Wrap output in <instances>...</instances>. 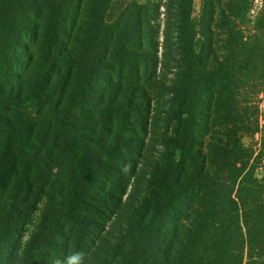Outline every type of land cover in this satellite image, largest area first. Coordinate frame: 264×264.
I'll return each mask as SVG.
<instances>
[{"label":"trees","instance_id":"obj_1","mask_svg":"<svg viewBox=\"0 0 264 264\" xmlns=\"http://www.w3.org/2000/svg\"><path fill=\"white\" fill-rule=\"evenodd\" d=\"M115 2L0 0V264H264V5L201 0L194 18L167 0L160 44L154 0L114 20ZM42 46L58 57L40 84Z\"/></svg>","mask_w":264,"mask_h":264},{"label":"rangeland","instance_id":"obj_2","mask_svg":"<svg viewBox=\"0 0 264 264\" xmlns=\"http://www.w3.org/2000/svg\"><path fill=\"white\" fill-rule=\"evenodd\" d=\"M132 0H119V3L118 2H115L114 5L112 6L111 10V15H112V18L115 20V19H120V18H123L122 16H124L126 19L128 17H130L131 19V16H129L128 13L124 12L125 9H126V6L128 4L131 3ZM138 3L140 4H146L148 0H136ZM167 0H154V3L155 5L157 6V11H156V18L157 20L154 22L155 24V30L158 31L157 33V40L160 42V44L163 43L164 41V36H165V29H166V7H165V4H166ZM263 1L262 0H255L254 2V5L251 7L252 11H251V15L252 16H257L259 13H261V9L263 8ZM130 8V7H129ZM201 0H194V18H197V17H200L201 15ZM252 18V17H251ZM134 21V25L137 24V20H133ZM97 35V34H96ZM201 39V36L199 37V41H200V45H202V41L200 40ZM73 50V43L71 42L70 44V51ZM36 53H37V59H38V47L36 48ZM39 51H41V54H43V57H40V59L42 60H45L44 62H42L43 64H41V68H40V77L41 78V74H43L41 71H43L47 66L50 65V59L46 58L47 55L49 57H55L57 58L58 57V52H54V53H48L45 49V46H42L41 47V50L39 48ZM162 54V49L160 47V55ZM67 59V57H66ZM59 60V59H58ZM52 61V60H51ZM56 62V61H55ZM63 63V62H62ZM57 64H59V61L57 62ZM63 69H65L66 71L69 70L70 68V63L67 64V61H65L62 65ZM35 71L38 72V67L35 68ZM74 71H77L79 72L78 68L76 67L74 69ZM158 73L160 74V66L158 67L157 69ZM39 73V72H38ZM88 72L86 74H83L82 72H80L79 74V78L80 80L77 82V88L84 93L83 89H82V85H81V82H84L83 79L86 80V76H87ZM95 73H93L94 75ZM129 70L128 68H124V73H122L123 77H124V80L123 81V86L124 87H131L128 85V82H129ZM163 76V74H161ZM34 79V82H33V86L36 87L38 85V79L36 77H33L29 82H32ZM74 79V77H73ZM45 80V74H43V77L40 79L39 83H43ZM93 83H96L95 80L92 81ZM85 83V82H84ZM164 88H161L159 90H155V92H153L151 94V96H153V103H152V106H153V109L155 108V110H159V111H165L166 107H168V103H167V97H166V94L163 95V90ZM129 90V89H128ZM134 90H132V93H133ZM38 93V89H36V92L35 93H28L26 94V98L29 99V98H32L34 97L35 95H37ZM130 98L128 97L126 99V105H128V100L131 101L132 99V94L131 93H128ZM135 97V96H134ZM264 97V96H263ZM135 99V98H134ZM263 99V100H261ZM257 101V104L256 106H253V107H256L252 110V112H256V117L259 119L260 123H261V127H263L264 129V98H259V99H256ZM29 103H32V102H29ZM86 104V101L84 100H81V101H78L76 103H74V107L78 108V107H84ZM255 103H253L254 105ZM71 105V104H70ZM27 106H30L29 104L25 105V107ZM202 112V111H201ZM33 113V111L31 112ZM254 115V116H255ZM157 116H153L152 115V112L150 113V118L151 119V122H150V127H149V132H152L153 129H154V124L155 123H158L156 122L155 120H153L154 118H156ZM211 120V119H210ZM153 124V126H152ZM260 142H261V135L260 134H256L254 135L253 133H245L244 135H241L239 137V144L241 147H253L255 149H258L260 148ZM182 155V152L181 151H178L176 152V158L177 159H180V156ZM75 166L80 169L79 173L80 175L83 174V170L85 169V159H81L80 157H78L76 160H75ZM112 176V175H111ZM116 182V180H115ZM127 183V182H126ZM126 183H124V187H126V197H128L129 195H131L132 193V183H133V179H131L130 183L127 185ZM91 203V211H95L97 212L98 214H96L95 212H93V215L98 219L100 220L102 223H105V222H108L107 218H106V215H108L110 213L109 209L105 208L104 206H98V203L94 200H88V203ZM99 211V212H98ZM27 239V235H25L24 239H23V243L26 242Z\"/></svg>","mask_w":264,"mask_h":264},{"label":"clouds","instance_id":"obj_3","mask_svg":"<svg viewBox=\"0 0 264 264\" xmlns=\"http://www.w3.org/2000/svg\"><path fill=\"white\" fill-rule=\"evenodd\" d=\"M86 256V252L81 250L77 251L72 257L69 258L71 264H84V258ZM52 264H63V261L59 258H53Z\"/></svg>","mask_w":264,"mask_h":264}]
</instances>
